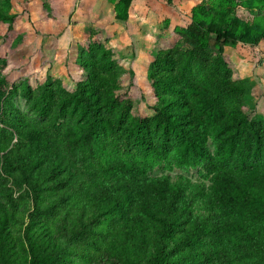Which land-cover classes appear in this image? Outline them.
I'll return each mask as SVG.
<instances>
[{"label": "trees", "instance_id": "obj_1", "mask_svg": "<svg viewBox=\"0 0 264 264\" xmlns=\"http://www.w3.org/2000/svg\"><path fill=\"white\" fill-rule=\"evenodd\" d=\"M119 1L126 21L128 1ZM0 21L6 36L14 17L0 10ZM218 23L187 30L196 41L207 32L232 45L246 35L235 21ZM167 63L161 52L148 69L152 124L183 132L165 165L198 179L150 176L158 153L140 157L101 142L95 132L107 118L95 114L73 124L62 106L47 123H26L5 105L9 82L0 75V264H264V121L232 114L226 99L243 94L224 69L218 88L213 77L181 87L162 70ZM90 74L97 98L89 99L126 122L129 96L115 91V78ZM144 124L131 117L127 127ZM134 137L150 147L144 134Z\"/></svg>", "mask_w": 264, "mask_h": 264}, {"label": "rangeland", "instance_id": "obj_2", "mask_svg": "<svg viewBox=\"0 0 264 264\" xmlns=\"http://www.w3.org/2000/svg\"><path fill=\"white\" fill-rule=\"evenodd\" d=\"M127 1V20L123 21L119 0H0V10L14 17L6 36L7 25L0 21V35L5 36L4 43L0 40V56L5 60L0 75L9 82L5 105L33 125L56 118L62 106L73 124H82L94 114L107 118L100 127L104 131L95 132L98 140L140 157L154 159L158 153L150 176L183 173L198 179L192 170L185 173L165 165L183 132L177 135L153 126L155 98L148 80L149 65L164 52L169 66L162 70L171 72L181 87L186 80L213 77L216 81L211 84L218 88L224 69L226 79L243 94L239 102L226 99L229 110L263 122L264 0ZM234 21L236 31L246 30L236 45L216 41L207 32L196 41L187 30L188 24L200 23L206 30L212 22L233 26ZM93 70L111 81L115 78V91L129 96L123 124L100 109L97 100L89 99L97 98L90 97V86L96 82L90 78ZM131 117L145 121L140 132L127 127ZM138 133L144 134L149 148L138 145L134 137Z\"/></svg>", "mask_w": 264, "mask_h": 264}]
</instances>
